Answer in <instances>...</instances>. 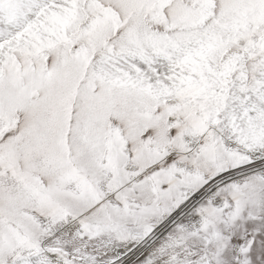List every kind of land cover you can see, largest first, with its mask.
Masks as SVG:
<instances>
[{"label":"snow or ice","instance_id":"snow-or-ice-1","mask_svg":"<svg viewBox=\"0 0 264 264\" xmlns=\"http://www.w3.org/2000/svg\"><path fill=\"white\" fill-rule=\"evenodd\" d=\"M0 264H264V0H0Z\"/></svg>","mask_w":264,"mask_h":264}]
</instances>
